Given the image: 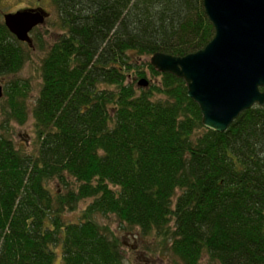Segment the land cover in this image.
Instances as JSON below:
<instances>
[{"label":"trees","instance_id":"trees-1","mask_svg":"<svg viewBox=\"0 0 264 264\" xmlns=\"http://www.w3.org/2000/svg\"><path fill=\"white\" fill-rule=\"evenodd\" d=\"M50 1L60 33L47 47L38 27L29 46L0 17V76L45 49L33 104L27 78L0 98V264H53L57 245L63 264H125L98 214L180 264H264V104L213 131L183 79L141 61L204 47L202 0ZM28 119L32 151L9 132ZM81 201L80 220L65 219Z\"/></svg>","mask_w":264,"mask_h":264},{"label":"water","instance_id":"water-1","mask_svg":"<svg viewBox=\"0 0 264 264\" xmlns=\"http://www.w3.org/2000/svg\"><path fill=\"white\" fill-rule=\"evenodd\" d=\"M213 26L201 49L183 56L155 52L151 65L183 79L204 127L223 132L245 109L264 104V0H202ZM41 7L3 14L7 29L32 45L31 30L44 23ZM138 84L146 86L145 78ZM3 87L0 84V98Z\"/></svg>","mask_w":264,"mask_h":264},{"label":"rangeland","instance_id":"rangeland-1","mask_svg":"<svg viewBox=\"0 0 264 264\" xmlns=\"http://www.w3.org/2000/svg\"><path fill=\"white\" fill-rule=\"evenodd\" d=\"M41 7L49 15L44 24L38 25V34L42 37L45 42L44 46H50L57 34L60 33V29L56 24V15L50 0H0V17L2 14L14 12L17 9L24 8H37ZM45 54V49H34L30 53L29 60L24 64L23 68L14 75L0 76V84L4 87L5 83L10 79L27 78L30 81V91L26 98V103L33 104L40 86V61ZM141 61H148L150 57H143ZM147 79H150L147 75ZM10 138L15 144L21 148L32 151L36 145V138L33 129V123L31 119H28L23 125L17 123H11ZM88 201H81L77 205V208L73 211L66 212L65 219L72 221H79L82 209ZM95 220L101 224L106 225L111 229L116 236L120 239L123 246V252L125 257V264H180L179 260L171 255L169 252L156 251L149 252L146 247L153 249L155 244L154 239L142 238L136 231H126L121 225V222L111 214H98L95 215ZM161 242V241H160ZM56 256L53 264H63L61 259V248L60 245L55 247ZM199 264H219V262L211 261L206 255H203Z\"/></svg>","mask_w":264,"mask_h":264}]
</instances>
